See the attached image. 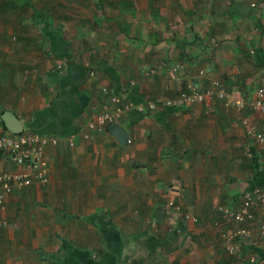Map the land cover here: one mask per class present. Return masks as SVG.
<instances>
[{"label":"crops","instance_id":"1","mask_svg":"<svg viewBox=\"0 0 264 264\" xmlns=\"http://www.w3.org/2000/svg\"><path fill=\"white\" fill-rule=\"evenodd\" d=\"M262 40L264 0H0V115L73 141L44 149L45 185L6 197L0 264H264L257 249L224 250L231 227L216 211L264 187V148L240 123L261 130L264 116L170 105L212 79L252 98ZM111 95L158 106L118 120L129 144L104 129L82 139Z\"/></svg>","mask_w":264,"mask_h":264},{"label":"built area","instance_id":"2","mask_svg":"<svg viewBox=\"0 0 264 264\" xmlns=\"http://www.w3.org/2000/svg\"><path fill=\"white\" fill-rule=\"evenodd\" d=\"M256 50L264 51V40L255 43L254 47L249 50V54L252 55ZM179 69L180 65H175L171 69V73ZM101 92L106 94L105 89H102ZM204 101H221L225 107H232L237 112L247 111L264 116V78H258L254 96L248 99L230 94L226 87L216 79H212L202 91H198L193 83L189 82L186 90L180 92L170 102V105L173 108H181L198 105ZM157 106L158 103L155 100L134 103L111 95L108 104L104 101L100 102L92 119L86 124L88 133L82 134L81 138L92 139L94 132L101 131L110 124H117L122 116L128 113L149 114L156 110ZM240 123L245 138L256 146L264 148V127L261 130L255 129L248 117L241 118ZM62 142L69 147L73 146L71 138L61 141L52 137L39 136L30 131L10 134L2 132L0 125V158L5 160L6 165L23 168V171H8L0 167V226L5 225L1 217L5 211L6 197L13 189L19 190L33 182L45 185L48 180L44 149L47 145L55 146ZM125 143L129 144L130 140H126ZM238 202L239 205L235 209L216 207L222 221L231 227L230 231L222 237L224 250L228 254H232L237 249L240 250L248 246L247 248L264 252V187L253 186L249 190L242 191L238 196ZM168 205H172V203H168ZM173 208L175 212H178L179 205H174ZM183 217L191 219V215L188 213L183 214Z\"/></svg>","mask_w":264,"mask_h":264},{"label":"water","instance_id":"3","mask_svg":"<svg viewBox=\"0 0 264 264\" xmlns=\"http://www.w3.org/2000/svg\"><path fill=\"white\" fill-rule=\"evenodd\" d=\"M0 125L5 132L10 134H18L22 131L21 123L8 112H3L0 115ZM104 131L108 132L120 145H123L127 139V133L118 124H110Z\"/></svg>","mask_w":264,"mask_h":264}]
</instances>
